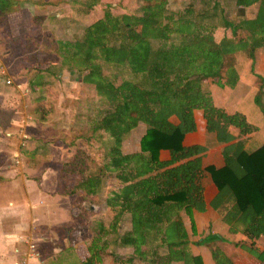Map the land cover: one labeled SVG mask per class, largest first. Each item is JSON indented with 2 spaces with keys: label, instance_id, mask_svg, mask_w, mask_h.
Masks as SVG:
<instances>
[{
  "label": "trees",
  "instance_id": "1",
  "mask_svg": "<svg viewBox=\"0 0 264 264\" xmlns=\"http://www.w3.org/2000/svg\"><path fill=\"white\" fill-rule=\"evenodd\" d=\"M140 1L132 14L114 15L111 5H105L101 17L85 26L79 39L55 42L51 48L59 58L54 62L57 73L65 69L76 74L82 84L92 86L105 106L89 128L90 138L98 134L101 146L95 173L85 167L88 154L76 150L69 161L59 165L57 188H64L61 181L65 177L76 175L78 179L72 189L56 192H78V203L84 202L105 191L110 178L115 185L106 192L104 205L111 216L107 229L99 234L101 238L106 233L113 235L111 242L116 247L132 249L122 264L135 259L144 264H200L188 250L179 212L201 200V181L208 174L217 190L232 199V210L250 242L242 247L253 254L254 240L264 238V143L249 153L224 150V166L216 169L202 167L205 147H183L181 142L198 124L220 144L232 139L230 128L240 136L254 130L240 114L216 108L208 88L211 81L232 88L237 71L231 58L242 53L252 59L255 49H264V0H229L238 10L233 21L223 16L220 0H189L185 9L177 12L167 10L166 0ZM100 2L87 0L82 14ZM248 8H254L250 18L240 13ZM6 9V0H0V18ZM218 30L222 35L216 39ZM20 40L31 47L22 52L21 62L28 65L34 61L32 49L37 45H30L28 37ZM108 68L126 71L130 79L105 72ZM41 80L38 73L31 86L38 88ZM258 80L264 95V79ZM253 102L264 117L259 97ZM170 117L177 120L176 125L169 122ZM138 124L145 130L135 165L132 155L122 153L121 144ZM159 151L168 153L167 161L158 160ZM232 210L224 221L229 223ZM126 220L129 229L123 231ZM215 239L219 237L211 235L198 244ZM103 250V245L92 246L81 264H94ZM260 254L264 255V250ZM212 256L216 264H230L217 253Z\"/></svg>",
  "mask_w": 264,
  "mask_h": 264
},
{
  "label": "crops",
  "instance_id": "2",
  "mask_svg": "<svg viewBox=\"0 0 264 264\" xmlns=\"http://www.w3.org/2000/svg\"><path fill=\"white\" fill-rule=\"evenodd\" d=\"M234 67L237 71L236 84L228 88L212 83L208 88L210 97L216 108L226 114H240L254 130L240 136L236 129L230 128L232 139L220 144L214 135L205 133L202 125L198 124L195 132L183 136L181 144L183 147L198 145L206 148L201 161L203 168L223 167L224 150L249 153L264 143V117L253 102L254 97L258 96L264 109V95L260 94L258 80L264 79V49H255L252 59L236 53ZM169 122L177 124L174 117H170ZM124 144L125 139L121 151L128 154L123 151ZM158 160L167 161L168 153L159 151ZM54 180L55 176L45 171L34 180L11 179L0 189V264H81L88 258V250L94 245L104 247L94 264H122L129 258L131 248L116 247L111 242L113 235L106 233L101 238L99 234L100 230L104 229V232L107 229L109 222L106 217V210H109L104 205L106 191L87 198L85 206L84 202L75 203L81 207L77 215L72 210V198L77 194H58ZM201 185V200L179 212L190 254L197 257L200 264H216L212 253H217L218 257L230 264H263L264 255L259 256V252L264 250V238L254 240L255 253L247 252L242 246L250 242L243 234L239 216L232 210V199L217 190L208 174L202 178ZM231 210L228 223L224 218L229 216L227 214ZM128 229L126 220L123 231ZM211 235L219 239L198 244ZM130 264L144 263L135 259Z\"/></svg>",
  "mask_w": 264,
  "mask_h": 264
},
{
  "label": "rangeland",
  "instance_id": "3",
  "mask_svg": "<svg viewBox=\"0 0 264 264\" xmlns=\"http://www.w3.org/2000/svg\"><path fill=\"white\" fill-rule=\"evenodd\" d=\"M99 1L82 14L81 7L87 0H6L8 9L0 18V189L11 179L34 180L48 171L55 176L57 190L58 167L69 161L76 150L88 154L85 167L95 173L100 163L101 146L98 134L90 138L89 128L105 106L92 86L82 84L76 74L65 69L57 73L54 62L58 63L59 58L54 56L51 48L55 42L79 39L83 28L100 18L107 4L111 5L114 15L135 13L141 4L140 0ZM188 4L189 0H166L170 12L182 11ZM219 6L227 20L236 18L238 10L229 0H220ZM253 12L254 8L240 11L247 18ZM221 35L222 30L216 31V39ZM20 37H28L30 45L40 47V50L35 49L37 46L32 49L35 57L28 65L21 62L24 60L22 52L26 47L30 51L31 47L28 43L23 45ZM19 66L24 67L22 72L17 70ZM106 71L130 79L126 71L111 68ZM38 73L43 77V84L32 87ZM5 80L10 84H4ZM212 83L214 81L209 85ZM144 130L145 127L139 124L124 138L123 151L133 156L135 165L139 162L136 156ZM77 179L76 175L63 178L61 182L64 181L65 186L60 190L58 185V191L72 189V183ZM114 185L109 178L105 191H110ZM72 200V210L79 215L81 207L76 205L79 198L74 195ZM86 204L84 202V206ZM110 215L111 212L106 210V217Z\"/></svg>",
  "mask_w": 264,
  "mask_h": 264
},
{
  "label": "built area",
  "instance_id": "4",
  "mask_svg": "<svg viewBox=\"0 0 264 264\" xmlns=\"http://www.w3.org/2000/svg\"><path fill=\"white\" fill-rule=\"evenodd\" d=\"M4 84L9 85L10 84V81L9 80H5L4 81ZM263 264H264V262H263Z\"/></svg>",
  "mask_w": 264,
  "mask_h": 264
}]
</instances>
